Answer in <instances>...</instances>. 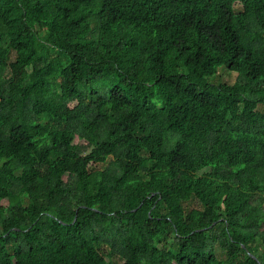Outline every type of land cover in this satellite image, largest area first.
I'll return each mask as SVG.
<instances>
[{"label":"trees","instance_id":"obj_1","mask_svg":"<svg viewBox=\"0 0 264 264\" xmlns=\"http://www.w3.org/2000/svg\"><path fill=\"white\" fill-rule=\"evenodd\" d=\"M260 104L264 0H0V264H264Z\"/></svg>","mask_w":264,"mask_h":264},{"label":"rangeland","instance_id":"obj_2","mask_svg":"<svg viewBox=\"0 0 264 264\" xmlns=\"http://www.w3.org/2000/svg\"><path fill=\"white\" fill-rule=\"evenodd\" d=\"M237 10L238 11H242V6L240 4H238L236 6ZM16 59V56H14V60ZM224 68H221L220 70H223ZM214 82L216 83H219V82H226V83H234L236 81V75L233 74V73H228V72H225V71H219V74L213 79ZM259 109L260 110H264V105L260 104L259 105ZM210 172L209 169H206L202 172H200V175H204L206 173ZM261 250V248H260ZM123 264V263H121Z\"/></svg>","mask_w":264,"mask_h":264}]
</instances>
